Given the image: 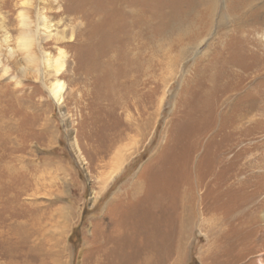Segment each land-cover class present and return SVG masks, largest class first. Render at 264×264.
Here are the masks:
<instances>
[{
    "label": "rangeland",
    "instance_id": "374dc122",
    "mask_svg": "<svg viewBox=\"0 0 264 264\" xmlns=\"http://www.w3.org/2000/svg\"><path fill=\"white\" fill-rule=\"evenodd\" d=\"M20 1L0 0L13 44ZM105 1L47 9L73 31L42 46L66 52L61 106L42 65L23 75L0 49V264H264V70L245 77L260 29L244 50L237 0L211 15L208 0H126L117 24Z\"/></svg>",
    "mask_w": 264,
    "mask_h": 264
},
{
    "label": "bare ground",
    "instance_id": "6f19581e",
    "mask_svg": "<svg viewBox=\"0 0 264 264\" xmlns=\"http://www.w3.org/2000/svg\"><path fill=\"white\" fill-rule=\"evenodd\" d=\"M38 1L40 3L39 11L34 16V19L31 16V7H32V5H35L33 3V0H21L20 1L19 11H18V15H17V18H18V35L16 37L15 42L13 41L14 44L12 43L10 35L8 34V31L5 27L6 25H5L4 19H2L0 16V49H3V52L5 54L6 59L12 60L13 63L16 65H22V66L18 67V70L19 71L22 70L23 75H25L27 73L29 74L30 73L29 70H31V72L37 73L38 66L42 65L43 70L41 72L40 71L38 72V74L40 76L39 78H41L42 84L47 89L49 96L52 97V99L54 100V102L56 104H59L61 106L65 100V97H66L65 96V90H66L65 89V82L60 78V75L62 74L63 70L65 69L66 52L59 46L57 48L56 55H53V54H51L50 51L44 50L42 46L44 43H46L50 39L54 40L56 43L59 41L72 42L73 41V33H72L73 31L70 30L69 33H67L65 28L58 29V27H57L58 25H56L57 23L53 21L52 16L47 12L48 8L49 9L52 8L55 10L58 9L60 6L59 0H38ZM121 1H123L124 3L119 2V0L118 1L117 0H106L105 1V4L107 6L106 5H104V6L107 7V10L106 9H104V10H106L107 15L114 14L112 19H115V24H117L120 21H122L123 19H125L126 15H127V11L124 9V7L126 8V6L124 4H127V2H125L126 0H121ZM208 1H209V3L207 4L208 5L207 10H208L209 14L211 15V13L214 11V9H211V6L216 3V0H208ZM234 6L237 7V16H235V21H234L233 25L234 26L237 25L236 26L237 32H239L243 36V37L242 36H240V37L242 38L243 43L245 44L244 50L248 51L247 48H249V47H245L246 41H247L246 38H247V36H249L248 34H250L251 32H254L255 30L258 31L260 29V32H261L260 38H262L261 41L263 42V45H264V0H237L236 5H234ZM112 7H115L113 10V13L111 12ZM37 8H38V6H37ZM108 11H110V14H108ZM192 11H194V10H192ZM116 12L121 14V15L116 16ZM179 20H181V18ZM103 22H105V21L103 20ZM125 25H126V23L121 28L118 27L120 32H122V36L126 35L125 31L123 29L125 27ZM194 25L195 24H192V22H187V21L185 22V25L183 23H182V25H179V28H177V30H180V31H177V33L175 34L176 41L181 42L183 35L188 34L190 32V29L194 28L197 24L195 26ZM198 27L199 26H197V28ZM113 31L114 30L103 31V32L100 31V33H99L100 42L99 43L101 44L103 39L112 38L113 37V35H112ZM120 32H117V33H120ZM196 33H197V31H196ZM243 33H245V35ZM37 34H38V38L36 37ZM192 35H194V34H192ZM92 43H97L95 38H92ZM109 45H111V44H109ZM109 45H108V42L106 40L105 45H102V47H103V50H105L106 56H108L110 54V56L108 57L109 59L106 61L112 62L115 59V57H114L115 55H113L114 53H112L113 52L112 51L113 46H109ZM90 51H91V49H90ZM253 51L246 52L245 54L247 56H252L254 53ZM262 54L264 55V52ZM18 55L21 56L20 59L17 58ZM93 59H94V57H93ZM254 59L252 60L251 63H248L250 68H251V72L250 73L246 72V76H245V77H248V76H250L249 74H251V80H254L257 76L261 75V74H257L258 71H260L262 69L264 70V63L261 62L260 59H256V60H254ZM261 60L263 61L264 59L261 58ZM1 61L2 60L0 59V63H2ZM245 63H246L245 66H247V61ZM104 69H105V67H104ZM98 71H100V70H98ZM111 76H113V75H111ZM112 79H114V78H112ZM252 114L253 113H251V111L249 109L248 111H246V113L240 115L238 117V120L239 119L242 120L243 117L247 116V115L248 116L245 117L244 120H247V119L250 120V117H253ZM77 149H79V147ZM119 152H121V149L119 150ZM116 158L118 160H115L114 165H117V163H118V165L121 164L122 162H120V161L123 159V156L121 158H119V157H116ZM119 167H121V166L117 167L118 170H120ZM117 169L115 170L116 172L118 171ZM116 172H115V174H116Z\"/></svg>",
    "mask_w": 264,
    "mask_h": 264
}]
</instances>
